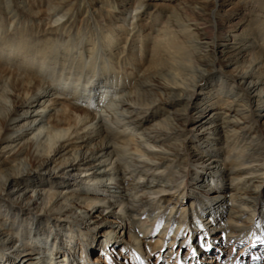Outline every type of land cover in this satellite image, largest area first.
Masks as SVG:
<instances>
[{
    "label": "rangeland",
    "instance_id": "1",
    "mask_svg": "<svg viewBox=\"0 0 264 264\" xmlns=\"http://www.w3.org/2000/svg\"><path fill=\"white\" fill-rule=\"evenodd\" d=\"M73 1L75 0H70L72 6L53 10L57 0L50 6L45 4L48 3V0H0V15L4 14L5 16L6 14L9 18L4 23L0 17V22L4 23L0 29V37L4 35V32L5 34H12L18 30H32L31 35L20 39V41L27 42L30 47L36 48L52 46L53 51L72 54L73 57L83 55V59L77 61V64L85 66L86 71H88V73L83 74L85 76H79L73 71L67 72L65 70L66 72L60 75L57 74L58 68L50 70L49 72L56 79L55 83H51L47 87V92L50 95L40 97L26 110L27 119L36 118L33 123L34 127L39 123L48 127L50 116L63 109L65 101L70 99L71 95L76 96L81 93L78 99H71L70 102L87 107L96 117L101 116L111 129H115V131L124 130L128 133L127 138L138 139L143 148L146 147L151 151L150 153L141 152V148L136 147L135 140L129 144L130 150L128 152H124L125 149L118 151L117 156L125 161L121 165V170L133 172L132 178L128 180L127 186L125 185L127 188L125 190L121 187L117 188L119 177L109 180L107 176H103L99 181L93 178L102 174V164H95L89 169L80 165L78 170L56 166L60 160L66 158L72 150L76 149L74 146L67 147L53 157L54 162H50L47 167L41 168L45 174H48L49 171L55 174L71 173L70 180H76L77 183L95 188L97 197L116 202L111 209L117 212L115 216L98 215L97 212H90L89 215L85 216L84 207L76 206L71 210L70 215L66 214L65 216L68 217V220H75L77 223L59 220L64 215L57 214V212L53 213L48 220L42 218L41 220L44 221L42 224L47 226L52 233L61 226L65 234H70L69 229L77 234V237L73 236L71 239L61 237L59 241L66 245L55 256L51 255V252L43 250V255L47 258H44L45 261L47 262L50 258L54 262L53 264H264V84L258 86L262 95L261 102L254 111L251 109L248 112L247 105L242 106V103H246L242 100L244 97L242 91L232 83L230 78L237 66L242 64L241 62L246 63L245 66H247L251 52L258 49V43L253 42L250 37L264 33V0ZM185 5L190 6V9L183 12V17L179 16L180 20H178L185 29L189 22L183 19L193 16L192 9L202 7V12L205 14L203 17L208 22L214 26L218 24L220 28L228 30L226 34L222 33L218 38H215L216 44L211 56L216 60L229 55L231 52L227 48L229 44H236L241 35H249L240 44L241 53L234 52L239 61L240 59L242 61L237 64L225 65L223 68L217 66L213 70L216 73L211 87L206 86L203 82L204 77L209 74L208 67L211 64V57L207 60L204 59L207 63L202 66L204 71L196 74V78H193L194 85L189 87L191 91L193 90V101L188 108L186 120H172L173 106L158 105L159 102L154 101L160 97L162 99L168 98L167 95L159 93V91H154L152 94L145 93L144 102L147 101L149 107H144V113L140 114L138 118L149 116V119L143 120L139 124L136 123L137 118L132 113H125L124 111L121 114L112 113L116 109L118 110L119 101L129 91L132 79L136 80L141 77L153 41L159 40L157 32L162 28L169 29L167 24L169 17H176V11ZM9 7L13 9L11 13H8ZM40 11L43 13L41 19L31 17ZM44 12L49 15L45 16ZM115 16L120 18L115 19ZM134 25L135 28L131 31ZM58 26H61L58 31V38L47 33L49 28H57ZM193 28L194 26H190V30L195 32L196 30ZM115 32L118 34L116 44L111 46V44H107L109 41L104 40V37L107 34H115ZM18 33L22 34L20 31ZM138 34H140L139 36L142 35L141 37L145 41L137 39ZM133 35L136 39L132 40ZM119 36L125 37L127 44L131 43L132 40L130 50L119 42ZM220 36L223 37L220 38ZM49 40L50 43H48ZM206 41L208 42L209 39L207 38ZM260 42L264 44V41L259 40ZM65 43L67 44L66 47H62V44L65 45ZM191 44L193 45V43ZM194 47H198L196 53L199 55H203L209 49L202 43H196ZM91 49L92 51H90ZM1 52L3 51L1 50ZM90 52L91 54H89ZM18 53L14 55H20ZM262 53L264 50L260 49L259 55L264 58ZM14 55L11 54L10 57ZM12 62L10 60L6 63L8 70L14 69ZM90 63H93L95 69ZM68 66L69 63L65 62L64 68H68ZM8 70H0V93L2 91L10 92L8 78L5 75ZM252 71L256 72L257 68H252ZM13 72L19 75L21 71L14 69ZM109 74H115L116 77L121 76L119 79H110L105 84L97 85L104 76H107L108 79ZM110 83L113 86L117 83L116 90L110 89L109 92H105V87ZM220 83L224 86L223 92H221V98H216V91H219V87H221L218 85ZM91 88L93 91L90 92ZM212 92L215 94L210 96ZM102 96L104 97L103 101L98 102V97ZM48 98H56L57 103L51 105L53 100L48 103L46 101ZM228 100L231 103L228 104ZM5 102L7 111L4 113H7L12 109V101L7 99ZM203 103L210 104V106L208 110L200 113L199 109ZM22 111L25 110L17 113L20 118H17L8 131L9 141L0 142V168L15 167L18 162L21 163L19 168H26L25 170L29 168L25 155L18 150L22 144L25 145L26 141L36 140L33 136L36 130L25 135L18 143V135L24 128L21 124L24 113ZM246 113L247 115L253 113L252 118H243ZM73 114L76 117L79 112H73ZM110 119L115 124L110 122ZM165 121L168 122V125L164 127L163 132L168 135L174 134V132L180 134L171 139L170 144L177 147L175 149L181 157V164H175L174 167L167 165L166 169L163 167L172 159L169 146L160 143L144 144L141 141L143 133L154 128L158 122ZM219 126H222L221 129ZM242 128L247 129L244 145L240 144L235 149H231L218 140V137L227 136L231 132L240 134ZM44 132L39 135V138ZM89 135L93 137L94 132L89 133ZM11 139L16 141L13 142ZM250 140H254L255 143L258 142L260 154L255 157L254 161L247 159L243 162L239 155L242 154L243 156L250 153V146H248ZM94 143H96L95 139L91 140L89 144L77 148L76 153L80 150L82 152L89 149ZM196 149L207 151L210 156L216 153L221 160H207L208 156L205 152L195 156ZM12 154H16V156L14 157ZM226 154L233 165H241L243 169L232 170L228 174L226 169H229L232 164H225L228 162V160H224ZM135 168L148 170L154 176L143 177L134 171ZM169 170L174 172L173 177L168 175ZM92 172L96 173L93 174ZM160 172L162 179L155 175ZM242 181L245 183V187L247 186L249 189L247 193L254 190L259 195V201L256 205L242 203L246 196H238V192L234 189ZM40 182L23 184L24 190L19 191V195H12L15 192L13 191L10 198H4L5 201L22 200L23 203H32L33 199H30L33 198L31 190L33 187L38 188L42 183ZM146 182L150 184L146 185ZM135 184L145 187V194L130 190ZM57 186L59 190L63 191L66 187L68 188V185H62V183ZM74 188L71 186L68 190L79 191L78 188ZM149 188L154 193L147 192ZM123 193L129 194L127 196L129 200L140 201V206L134 210L133 218H128L127 212L121 209L124 206L119 207L117 204L120 202V194ZM210 202L213 204L211 205ZM3 203L0 202V205ZM44 207L42 212L49 208L48 206V208ZM4 209L5 207H2V214L6 212ZM211 213L213 216L210 215ZM9 216L10 214L4 215V220L7 219L6 221H8ZM28 216L34 221L38 219L35 211H32ZM5 223L1 228L7 227L8 222ZM16 225L18 231L14 230L12 235L16 237L17 241L14 242L13 249L17 250L20 256H23L27 250L20 242V232H24L22 229L25 224L17 223ZM231 227H237L241 231L238 232ZM5 238L4 235H1L0 241ZM51 238H54V234L39 242L40 245L49 246ZM57 243L58 237L53 244ZM13 249H3L0 254H9ZM52 252L55 253L54 250ZM82 253H85L84 257L87 258H81ZM72 254L73 256H71ZM63 255L66 256L63 257ZM40 257L39 254L35 255L31 262L40 263ZM21 258L19 257L20 262L18 264H22ZM66 259L68 260L66 261Z\"/></svg>",
    "mask_w": 264,
    "mask_h": 264
},
{
    "label": "bare ground",
    "instance_id": "2",
    "mask_svg": "<svg viewBox=\"0 0 264 264\" xmlns=\"http://www.w3.org/2000/svg\"><path fill=\"white\" fill-rule=\"evenodd\" d=\"M54 1L55 0H48V3L45 4L50 6ZM71 2L70 0H57V2L54 3L55 8L53 9V7H51L53 10H59L61 8H65L66 6H72ZM189 9L190 6H182L180 9H178L179 11H176V17H169L167 21L169 29L162 28V30L157 32L159 40L156 39V41H153L152 49L150 50V55L146 60V67L144 66L145 68L143 69L141 77L136 80L132 79L129 91H127V93L123 95V98L119 101L118 110L113 109L115 111L112 113L118 112L121 114L123 111L125 113H132L134 114L135 118H137L136 123L139 124L143 120L149 119V116H141L140 119L138 118L140 114L142 115L144 113V107L149 105L147 104V101L144 102L145 93L149 92L152 94L154 91H159V93L167 95L168 98L162 99L160 97V99H155L154 101H158V105L161 104L162 106H165L168 104L173 106L174 114L172 115V120H186L188 118V108L191 106L193 101V90L191 91L189 87L194 85L193 78H196V74L202 73L204 71L202 66L207 64L205 63L204 59L206 58L207 60L209 57H211V64L208 67L209 74H207L203 79L204 84L211 87L216 73L213 72V70H215L217 66L219 68H223L225 65L227 66L237 64L242 61V59L239 61L236 55H234V52L237 51V54L241 53L242 49L240 48V44L241 42H244L249 35H241L236 44H229L227 46V48L231 51L229 55H226L223 59L216 60L213 56H211V53L214 52V46L216 44L215 38H218V36L222 33L226 34L228 30L220 28V26L218 24L216 25V23V26H214L211 22H208V20L203 17L205 14L202 12V7L192 9L193 16L188 19H183L184 21L189 22V25H187L188 27L185 29V27H182L178 20H180L179 16L183 17V12ZM12 11L13 9L9 7L8 13H11ZM44 13L45 16L49 15L46 12ZM16 14L17 12L15 15ZM42 14L43 13L40 11L39 13L30 16L41 19ZM0 17H2L4 23L9 20L6 14L5 16L4 14L0 15ZM115 17V19L120 18L119 16ZM3 22H0V29L3 27ZM190 26H194L193 29L196 31L192 32L190 30ZM134 28L135 25L131 31H133ZM60 29L61 26H58L57 28H49L47 33L51 36H54L55 38H58V31ZM19 31L22 32V34L18 33ZM111 31L114 32L112 29ZM31 32L33 31L18 30L12 34H5L4 32V35L0 37V70H8L6 63L12 60V66L14 69H19L21 71L18 75L13 72L14 69L12 68L13 70H8L5 74L8 78L7 82L10 92L6 93L2 91L0 93V142L9 141L10 136H8V131L11 129L12 124L16 122L17 118H20V115L17 113L21 110H25L22 111L24 113L22 114L23 122L21 123L24 128L22 129L21 134L18 135V143H20L19 141H21L25 135L28 133H33V131L36 130V133H33V136H35L36 140H29L28 142L26 141L25 145L22 144L21 148L18 150V152L25 155L29 165L28 170H25L26 168L23 167L19 168V164H21L20 162H18L17 166L15 167L5 166L0 168V202H4L3 205H0V238L1 235L6 237L4 240L0 241V251L3 252V249L6 248L13 249L14 242L17 240L12 234L14 230L18 231L17 227H15L17 223L25 224V227L22 229L24 232H20V242H22V245L27 250L23 256H20V253L15 249L11 250L9 254L1 253L0 264H18L20 262L19 257H22V264H34L31 261L37 254L41 255L40 263L37 264H53L54 262L50 258L47 260V262L45 261L47 258H45V255H43V252L48 251L51 252V255L55 256L59 253V250L63 249V247L66 245L65 243L63 244V242L59 241L61 237L68 239L73 238V236L77 237V234L71 229L68 230L70 234L67 235L65 232H63L61 226H57L58 229L54 230V233H52L47 226L43 225L42 223L44 221L41 219L43 218L48 220L53 213L57 212V214L64 215V217L62 219L60 217L59 220L74 223L77 222L75 220H68V217L65 215L71 213V210H73V208L76 206L84 207L86 210L85 216L89 215L90 212H97L98 215L104 216H115V214H117L116 211L111 209L114 207L116 202H110V200H106L105 198L97 197L95 188L77 183L76 180H70L69 176L71 173L61 172L60 174H55L49 171L48 174H45L41 168H45L50 162H54V156L69 146H74L77 149L82 145L89 144L91 140L95 139L96 143H94L89 149L82 152L80 150L78 153H76V149L72 150L71 153L66 158L60 160L56 166L59 165L68 167L71 170H78V166L80 165L84 166L85 169H89L94 167L95 164H102V174L93 178L99 181L103 176H107L109 180L119 177V184L117 188L121 187L123 190H125L127 189L125 185L127 184L128 180L132 178L133 172H125L121 170V165L125 163V161L117 156L118 151L125 149V151H123L128 152L130 150L128 148L129 144L135 141L136 147H140L141 152L150 153L151 151L146 147L143 148V146L139 144L140 141L138 139L127 138L128 133H126L124 130L115 131V129H111L109 126H107L105 120L101 118V116L96 117V115L92 114V112L87 107L80 105L78 106L73 102H70L71 99H78L81 96V93L80 95L78 94L76 96H74V94L71 95L70 99L65 101L64 108L58 110L56 113L54 112L50 116V119L48 118V127H44L40 123L34 127L33 123L35 122L36 118L28 120L26 116V110L40 97L50 95L47 92V87L51 83H55L56 79L49 71L58 68L57 74L61 75L66 71H73V73H76V75L79 76H85L83 74L88 73V71H86L87 69L85 66H81L79 63L77 64V61L83 59V55H76L77 57H73L72 54L70 55L53 51L54 48L52 46L36 48L34 46L30 47V44L27 42L20 41V39L27 38L29 35H31ZM263 34L264 33H258L253 35V37H250L253 39V42L258 43V49L251 52V58L247 61V66H245L246 63L241 62L242 64H239L235 71L230 75L232 83L242 91V95L244 96L242 100L246 102L242 103V106L246 104L248 112L251 111V109L254 111L262 100V95L258 86L264 84V58H261V55H259V50H264V44L262 42L259 43V40L264 41ZM139 35L140 34H138L137 39H140V41H145L141 37L142 35ZM117 36L118 34H116V32L115 34H107L104 37V40L109 41L107 44H111L112 46L116 44L115 41ZM222 37L223 36H220V38ZM207 38L209 39L208 42L206 41ZM133 39H136L134 35L132 36V40ZM118 40H120L119 42L123 43V45L125 47L127 46L128 50H130V46H132V40L129 44H127V39L125 37L119 36ZM48 43H50V40ZM191 43H193V45ZM196 43L205 44L209 49L204 52L203 55H199L196 53V48L198 47H194V44ZM66 45V43L65 45L62 44V47H66ZM1 50L3 52H1ZM90 51H92V49ZM18 52L20 55H14ZM11 54L14 56L10 57ZM89 54H91V52ZM262 54L263 57L264 53ZM65 62L69 63L68 68H64ZM90 64L95 69L93 63ZM238 68L239 70H237ZM252 68H257V71L253 72ZM114 75L109 74L108 79L107 76H104L101 81H98L97 85L101 83L105 84L107 80L110 79H119L121 76L118 75V77H116ZM218 85H221V83ZM116 87L117 83L114 86L110 83V85L105 87V92H109L110 89L116 90ZM223 88L224 86L221 85V87H219L220 90L218 89L219 91H216V98H221V92H223ZM83 91L85 92V90ZM89 91H93V88H91ZM213 94L215 93H210V96H213ZM103 98V96L100 98L98 97V102H102ZM7 99L12 101V109L9 112L4 113V111H7V109H5V101H7ZM51 100H53L51 105L57 103L56 98H48L46 101L49 103ZM227 103L229 104L231 101L228 100ZM209 106L210 104L203 103L199 109L200 113L208 110ZM73 112H79V115H76L75 117ZM252 114L247 115L246 113V115H243V118L251 119ZM110 122L115 124L112 119H110ZM166 125H168L167 121L158 122L154 128L149 130L147 133H143L141 140L144 144L160 143L161 145L167 144L169 146V153L172 154V159L169 160L170 162L165 164L163 167L164 169L168 167L167 165L174 167L175 164H181V157L175 149L177 147H174L170 144L171 139L178 137L180 134L177 132H174V134L171 135L166 134L163 132V129ZM219 127L221 129L222 126ZM43 131L45 132L43 133L42 137L39 138V135ZM246 131V128H242L240 134L231 132V134L227 136L223 137L222 135L220 138L218 137V140L220 143L223 142L225 146L235 149L237 146H240V144H245ZM92 132H94L93 137L89 135V133ZM11 141L15 142L16 140L11 139ZM248 146H250V153L244 154L243 156L242 154L239 155V157H241V161L243 162H245L247 159L254 161L256 159L255 157L260 154V147L257 141L255 143L254 140H250ZM195 152V156H198L200 153L205 151L196 149ZM205 154L208 156L207 160H221V158H219L216 153H213V156H210L206 151ZM12 155H14V157L16 156V154ZM225 156L226 157L224 160H228V162L225 164L231 163L229 156L227 154ZM111 158L113 162L112 160L110 161ZM146 159L153 161L149 158ZM199 159L201 160V157ZM231 164V167L226 169L228 174L229 172H232V170L236 171L243 169L241 165H233V163ZM134 171L143 177L148 178L154 176L153 173H149L148 170H144L142 168H135ZM92 173L94 174L96 172ZM155 175L157 178H163L161 172ZM168 175L173 177L172 175H174V172L169 170ZM37 181H41L42 183L40 182L41 184L38 186V188H32L31 193L33 194V198H30L33 199L32 203H23L22 200H15L13 202L5 201L4 198H10L11 192L13 191L15 192L12 195H19V191L24 190L23 184ZM61 183L62 185H68V188L71 186L78 188L80 192L69 191L67 187L64 189V191L61 189L59 190L57 185H61ZM147 184L150 183L146 182V185ZM238 187L235 186L234 188L238 192V196H246L242 202L243 204L252 203L256 205L258 203L259 195L255 193L254 190L247 193L249 189H247V186L245 187V183L243 181L238 183ZM144 188L140 187L138 184H135L130 188V190L145 194ZM149 190L147 192L154 193L151 191V188H149ZM160 192H162V189H160ZM2 195L4 196L2 197ZM127 196H129V194H120V202L117 204L119 207H122V205L124 206L121 209L127 212L128 218H133V213L135 212L134 210L140 206V201L129 200ZM210 203L211 205L213 204L212 202ZM44 206H48L49 208L47 207V211L42 212ZM2 207H5L4 210L6 212L4 214H2ZM32 211L36 212V218H38L36 221L28 216ZM9 214L10 216L8 221H6L7 219L4 220V215L7 216ZM24 215L25 217H23ZM210 215L213 216L212 213ZM183 217H185V215H183ZM5 222H8L7 227L1 228L6 224ZM231 228L238 232L241 231V229L237 227ZM51 234H54V238H51L50 240L52 244L50 242V245L47 246L44 243L45 245L41 246L39 242L47 239ZM79 235H81V233H79ZM57 237L58 243L54 245L53 242ZM51 245L53 246L51 247ZM53 250L55 253L52 252ZM84 254L82 253V257H80L87 258L84 257ZM65 256L66 255H63V257ZM71 256H73V254ZM17 259L19 260L17 261ZM67 260L68 259H66V261Z\"/></svg>",
    "mask_w": 264,
    "mask_h": 264
}]
</instances>
